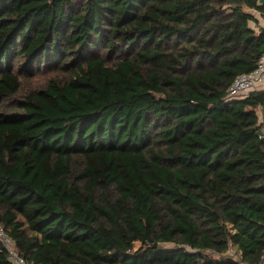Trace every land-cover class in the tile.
Returning <instances> with one entry per match:
<instances>
[{"label": "trees", "instance_id": "trees-1", "mask_svg": "<svg viewBox=\"0 0 264 264\" xmlns=\"http://www.w3.org/2000/svg\"><path fill=\"white\" fill-rule=\"evenodd\" d=\"M255 10L264 17L259 0H0V224L22 255L261 261L264 89L227 98L264 54ZM0 264H13L1 240Z\"/></svg>", "mask_w": 264, "mask_h": 264}, {"label": "built area", "instance_id": "built-area-1", "mask_svg": "<svg viewBox=\"0 0 264 264\" xmlns=\"http://www.w3.org/2000/svg\"><path fill=\"white\" fill-rule=\"evenodd\" d=\"M264 89V54L262 55L256 69L238 74L233 83L228 88L227 98L234 99L248 94L254 89ZM0 240L8 251L9 258L13 264H34L26 256L22 255L16 246V242L6 231L5 227L0 224ZM240 264H264V256L260 262Z\"/></svg>", "mask_w": 264, "mask_h": 264}, {"label": "rangeland", "instance_id": "rangeland-1", "mask_svg": "<svg viewBox=\"0 0 264 264\" xmlns=\"http://www.w3.org/2000/svg\"><path fill=\"white\" fill-rule=\"evenodd\" d=\"M264 18V17H263ZM263 18H261L262 20H259V21H262V24H264V20H263ZM253 24V23H252ZM45 75H40V76H38L37 78H35V79H33L31 82H29V83H31L32 85H34V86H36V85H38L39 83H43L44 82V80H45ZM263 117V116H262ZM263 119H264V117H263Z\"/></svg>", "mask_w": 264, "mask_h": 264}, {"label": "crops", "instance_id": "crops-1", "mask_svg": "<svg viewBox=\"0 0 264 264\" xmlns=\"http://www.w3.org/2000/svg\"><path fill=\"white\" fill-rule=\"evenodd\" d=\"M254 13L257 15V17H258L259 20H262L261 18H263V16L261 15V12L260 11L255 10ZM263 20H264V18H263ZM260 23L262 24V21H260ZM253 25L256 27V24L255 23H253ZM259 112L261 113L262 116H264V108L260 109Z\"/></svg>", "mask_w": 264, "mask_h": 264}, {"label": "water", "instance_id": "water-1", "mask_svg": "<svg viewBox=\"0 0 264 264\" xmlns=\"http://www.w3.org/2000/svg\"><path fill=\"white\" fill-rule=\"evenodd\" d=\"M259 2H260L261 4H264V0H259Z\"/></svg>", "mask_w": 264, "mask_h": 264}]
</instances>
